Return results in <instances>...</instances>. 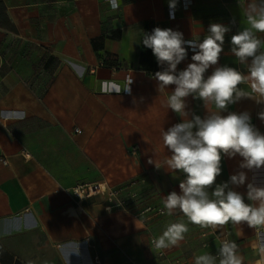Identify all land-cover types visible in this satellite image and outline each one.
<instances>
[{"label": "crops", "instance_id": "1", "mask_svg": "<svg viewBox=\"0 0 264 264\" xmlns=\"http://www.w3.org/2000/svg\"><path fill=\"white\" fill-rule=\"evenodd\" d=\"M248 2L177 0L173 18L169 0H117L115 10L109 0H0V264H176L177 259L194 264L202 254L216 256L219 264L218 235L238 244L243 264H256L253 245L264 227L201 228L179 210L151 219L140 214L150 204L163 208L164 197L179 194L185 178L179 170L148 162L171 156L162 129L185 118L166 106L175 85L159 91L148 75L159 64L152 50L143 55V34L171 28L185 40L202 42L210 24H223L230 31L218 64L205 78L221 66L247 76L251 58L239 63L231 36L247 26ZM256 35L264 41V33ZM102 36V46L95 49L93 41ZM186 50L178 71L192 63L195 53ZM129 76L131 94L122 89ZM239 87L251 91L248 81ZM185 102L188 119L208 114L202 100L189 96ZM261 111L264 103L241 98L221 115L248 112L264 134ZM242 159L222 155L216 184L244 171L245 184L230 188L245 203L259 206L264 198L249 201L247 184L264 188V167L242 169ZM139 179L145 181L118 196L130 199L128 208L107 193L86 199L73 194L77 185L115 188ZM180 221L189 231L158 257L151 237Z\"/></svg>", "mask_w": 264, "mask_h": 264}, {"label": "clouds", "instance_id": "2", "mask_svg": "<svg viewBox=\"0 0 264 264\" xmlns=\"http://www.w3.org/2000/svg\"><path fill=\"white\" fill-rule=\"evenodd\" d=\"M176 3L177 0H169L170 16L173 18ZM109 4L114 10L118 7L117 0H109ZM243 15L247 26L231 36V52L241 64L251 58L247 76L236 68L221 66L215 67L211 75L205 78L206 71L218 64L225 34L230 31L223 24H210L208 35L202 42L185 40L182 32L160 27L154 28L151 33H144L142 38L143 46L152 50L158 64L166 65L162 71L154 74L159 91L175 85L167 96V108L185 118L167 131L162 129L163 145L171 156L161 162L148 161L155 163L157 169L166 167L173 173L179 170L185 174L179 183L180 193L172 191L164 197L161 214L171 216L179 210L189 223L201 228L219 229L229 223L264 227V203L259 206L245 203L244 197L230 188V184H245L247 176L244 171L232 175L228 182L216 184L222 170V155L232 158L238 154L243 158L240 164L242 169L264 167V134L251 123L250 114L229 112L226 116L221 115L228 105L241 98H254L257 103H264V51H260L264 41L256 35L264 33V0L258 3L250 0ZM187 48L195 53L191 57L192 63L178 71L177 66L187 58ZM246 81L250 82V92L239 87ZM132 82L129 76L122 88L128 94H131ZM189 96L203 101L208 110L204 118L199 115L187 118L185 98ZM258 116L264 120V111ZM213 185L214 191L210 192ZM261 198H264V188L248 183L247 199L258 201ZM188 231V225L183 221L170 223L151 243L156 249L178 246ZM253 249L259 256L256 264H264V238L259 239ZM218 254L219 264H243L239 246L233 240L223 239ZM194 264H217L216 256H196Z\"/></svg>", "mask_w": 264, "mask_h": 264}, {"label": "built area", "instance_id": "3", "mask_svg": "<svg viewBox=\"0 0 264 264\" xmlns=\"http://www.w3.org/2000/svg\"><path fill=\"white\" fill-rule=\"evenodd\" d=\"M163 67H166V65H164V66L158 65V68L148 72V75L151 77H154V74L157 71H162ZM76 132H81V130L77 128ZM1 161L4 164L8 163L7 159H5V158H1ZM143 181H145V179L133 180L130 183H128V185H123L119 188H109L107 185L100 184V183L82 184V185H77L73 188V194L78 199H84V198L86 199L88 197H93V196L98 195V194L107 193L110 196V198L114 199V198H118V196L122 192H124V190H126L127 188L134 186L137 183L143 182ZM116 204L121 206V207L128 208L130 206V199H123V198L119 199L118 198L116 201ZM162 209H163L162 207L150 204V205L145 206L140 211V214H145L146 217L151 219V218H154L157 216H163L161 214ZM203 235H206V234H203ZM217 235H218V233H217ZM218 236L220 238V246H221L222 240L225 238L228 239V237L226 235H221V236L218 235ZM259 237H260V239L264 238V229L262 231H260ZM153 238H155V237H151V239H150V245H151L152 249L155 251V253L158 257H161V258L165 257L166 256V250L165 249H156L155 246L151 243ZM216 255L219 256L218 253ZM180 261H181L180 259H177L175 262H176V264H179Z\"/></svg>", "mask_w": 264, "mask_h": 264}, {"label": "trees", "instance_id": "4", "mask_svg": "<svg viewBox=\"0 0 264 264\" xmlns=\"http://www.w3.org/2000/svg\"><path fill=\"white\" fill-rule=\"evenodd\" d=\"M114 36L119 37V35H114ZM103 41H104V37H103V36H102V37H99V38L96 39V40H94V41H93V46H94V48H95V49H98L99 47H101L102 44H103ZM143 49H144V51H143V52H144L143 55H145V54L151 52V49L146 48V47H144V46H143Z\"/></svg>", "mask_w": 264, "mask_h": 264}, {"label": "rangeland", "instance_id": "5", "mask_svg": "<svg viewBox=\"0 0 264 264\" xmlns=\"http://www.w3.org/2000/svg\"><path fill=\"white\" fill-rule=\"evenodd\" d=\"M115 188H119V187H115Z\"/></svg>", "mask_w": 264, "mask_h": 264}]
</instances>
